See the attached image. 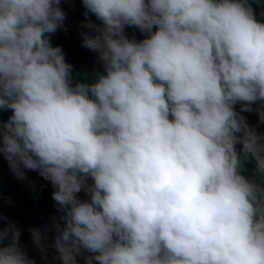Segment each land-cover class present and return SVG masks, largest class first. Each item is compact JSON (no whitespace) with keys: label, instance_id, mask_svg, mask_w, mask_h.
Wrapping results in <instances>:
<instances>
[{"label":"clouds","instance_id":"obj_1","mask_svg":"<svg viewBox=\"0 0 264 264\" xmlns=\"http://www.w3.org/2000/svg\"><path fill=\"white\" fill-rule=\"evenodd\" d=\"M82 2L95 34L81 43L104 71L73 84L50 39L60 0H0V109H11L0 153L17 179L35 170L53 185L61 264L84 250V264H264V132L241 114L259 101L264 122V8ZM29 232L43 248L41 229ZM19 236L14 222L0 229V264H35Z\"/></svg>","mask_w":264,"mask_h":264},{"label":"trees","instance_id":"obj_2","mask_svg":"<svg viewBox=\"0 0 264 264\" xmlns=\"http://www.w3.org/2000/svg\"><path fill=\"white\" fill-rule=\"evenodd\" d=\"M258 17L264 8L261 0H252ZM61 7L65 11L63 26L50 34L51 43L60 45L65 53V60L72 65V83L77 81L92 82L97 72H103V64L99 60V51L92 50L82 45V32L95 34L94 29L85 28L82 21L85 20L86 11L82 0H60ZM88 19L95 24L101 23L95 14L89 12ZM155 30V26H153ZM125 33L129 38L143 39L147 33L141 32L136 26H125ZM240 103L235 108L241 112ZM259 101L253 103L252 111H243L241 114L246 118L250 127L258 132H264V122L259 120L258 112L255 111ZM11 109H0V123L7 120ZM251 166H249V170ZM27 178L17 179L9 169L7 160L0 153V229L8 222H14L20 228L19 242L27 255L35 261V264H61L58 253L52 247V241L56 233L55 223L63 225L60 219L62 213L57 209L52 198L53 185L45 180L38 171L26 169ZM31 181V183L29 182ZM86 183H92L91 177L86 178ZM81 199H89V194L82 188L76 194ZM6 218V219H5ZM39 227L45 238L42 240L43 248L33 243L29 229ZM47 232L44 233L45 227ZM91 253L86 250L77 256L79 264H84V258ZM93 264H99L94 261Z\"/></svg>","mask_w":264,"mask_h":264}]
</instances>
